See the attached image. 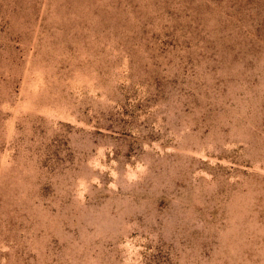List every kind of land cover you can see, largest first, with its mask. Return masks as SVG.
I'll use <instances>...</instances> for the list:
<instances>
[{
  "label": "rangeland",
  "instance_id": "rangeland-1",
  "mask_svg": "<svg viewBox=\"0 0 264 264\" xmlns=\"http://www.w3.org/2000/svg\"><path fill=\"white\" fill-rule=\"evenodd\" d=\"M0 264H264V0H0Z\"/></svg>",
  "mask_w": 264,
  "mask_h": 264
}]
</instances>
